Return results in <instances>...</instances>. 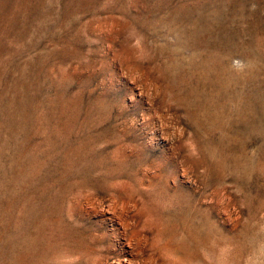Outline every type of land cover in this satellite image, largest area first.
<instances>
[{
  "label": "rangeland",
  "instance_id": "1",
  "mask_svg": "<svg viewBox=\"0 0 264 264\" xmlns=\"http://www.w3.org/2000/svg\"><path fill=\"white\" fill-rule=\"evenodd\" d=\"M0 264H264V0H0Z\"/></svg>",
  "mask_w": 264,
  "mask_h": 264
}]
</instances>
